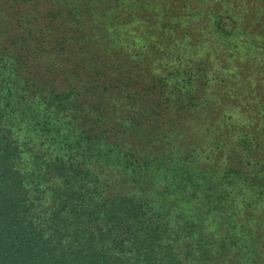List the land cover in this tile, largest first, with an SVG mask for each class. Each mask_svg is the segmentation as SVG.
<instances>
[{"label":"trees","instance_id":"16d2710c","mask_svg":"<svg viewBox=\"0 0 264 264\" xmlns=\"http://www.w3.org/2000/svg\"><path fill=\"white\" fill-rule=\"evenodd\" d=\"M0 264H264V0H0Z\"/></svg>","mask_w":264,"mask_h":264}]
</instances>
